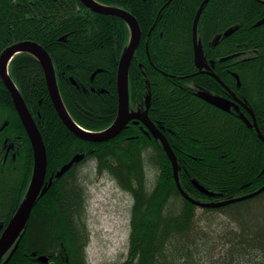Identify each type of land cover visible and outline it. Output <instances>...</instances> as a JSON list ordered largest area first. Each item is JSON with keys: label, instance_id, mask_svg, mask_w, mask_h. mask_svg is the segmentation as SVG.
Instances as JSON below:
<instances>
[{"label": "trees", "instance_id": "obj_1", "mask_svg": "<svg viewBox=\"0 0 264 264\" xmlns=\"http://www.w3.org/2000/svg\"><path fill=\"white\" fill-rule=\"evenodd\" d=\"M95 1L128 11L139 24L141 41L128 71L129 105L144 110L150 95L148 116L169 142L186 195L211 203L261 188L264 141L237 112H224L197 96L199 89L221 97L230 94L194 64L192 28L203 0ZM263 19L264 0H210L198 21L197 40L207 70L247 104L264 137V23L257 25ZM128 39L123 20L94 13L79 0H0V53L20 41L41 45L52 59L68 113L89 131L104 130L116 118V73ZM229 56L233 57L219 61ZM8 73L41 133L46 180L74 155L85 156L60 178H52L16 246L0 264H88V192L80 171L87 163L98 177H109L132 199L123 264H201L205 257L201 254L210 249L215 257L197 209L228 213V207L235 205L243 211L227 214L234 227L221 236L228 248L214 263L264 264V192L221 208L198 207L180 194L166 153L159 141L145 134L142 124L130 122L105 143L80 140L57 116L36 58L16 55ZM12 107L0 80V145L5 137L21 136L19 171L2 176L0 168V221L4 223L25 195L33 164L28 138ZM240 112L251 121L242 108ZM147 172L154 180L148 187ZM195 184L211 195L201 193ZM42 256L46 263L39 260Z\"/></svg>", "mask_w": 264, "mask_h": 264}, {"label": "water", "instance_id": "obj_2", "mask_svg": "<svg viewBox=\"0 0 264 264\" xmlns=\"http://www.w3.org/2000/svg\"><path fill=\"white\" fill-rule=\"evenodd\" d=\"M81 4L86 7L88 10L98 13V14H105V15H112L115 17L120 18L123 22L127 25L129 30V39L127 42L126 47L123 49L117 67L116 73V92H117V114L114 121L104 130L101 131H88L80 126L72 119L70 114L68 113L63 100L61 98L56 74L53 66V62L47 51L38 43L33 41H20L14 43L7 48H5L0 53V80L4 87L10 92L14 109L17 113V116L24 128V131L29 139L32 155H33V168L32 174L30 178V182L28 188L25 192V195L20 202L19 206L14 212L11 220L7 224L6 228L4 229L1 237H0V260L4 257V255L12 248V246L18 242V239L24 230L26 223L30 217L31 211L33 207L36 205L37 200L41 197L51 186L52 178H60L63 174H65L74 164L79 163L83 158L84 154H76L74 155L71 160L64 164L53 177L48 178L46 181V170H47V155L45 145L41 136V133L37 127V124L30 114L26 103L21 96L19 90L17 89L16 85L14 84L13 80L9 76L8 73V66L11 60L20 53H27L32 55L38 63L40 64L43 75L45 78L46 87L48 90L49 97L51 102L54 106L57 116L63 123V125L78 139L91 142V143H105L114 138H116L120 133L128 126L130 122L134 124L141 123L143 127L146 128V133L150 134L155 140L159 141L164 152L166 153L173 170V178L176 184V187L180 194L192 204L201 207V208H221L233 203H238L241 201H245L252 197L259 195L260 193L264 192V185L259 188L257 191L224 200L221 202H211L205 203L194 200L186 195V193L181 188L178 179V165L173 154V151L169 145L164 134L158 129L155 124L150 120L148 116V109L150 106V95L147 96L145 100V109H137L132 110L129 105V88H128V71L130 67V63L133 59L134 53L141 41V29L135 17H133L128 11L113 7L107 6L98 3L95 0H79ZM210 0H203L199 9L196 12L194 21H193V28H192V42H193V54H194V64L196 68L199 70V73H206L213 77L217 82H219L226 90L229 92L231 99L226 97H221L209 93L205 90L197 91V96L204 100L205 102L211 104L212 106L224 111V112H231V109L238 113V117L248 126L253 127L257 132L258 137L264 141V137L261 134L260 130L258 129L254 114L252 110L247 106L246 103L238 99L220 80L219 78L212 72L208 71L209 69L208 64L205 62V58L203 55L202 47L200 42L197 40V25L201 15V12L205 5ZM264 23V19L257 23L260 25ZM256 25V26H257ZM234 28H230L225 31L222 37L229 36L233 31ZM220 39V36L216 37V41ZM233 56L221 58L219 61L224 62L228 59H231ZM213 61H210L211 66H213ZM205 69V70H203ZM100 70H97L92 74V77ZM71 82L75 85V81L71 79ZM240 107L250 116L251 121L247 118V116L240 112ZM198 190L206 195H211L207 190L202 188L201 186L195 184ZM17 244V243H16ZM15 244V246H16ZM43 262H46L44 259Z\"/></svg>", "mask_w": 264, "mask_h": 264}, {"label": "rangeland", "instance_id": "obj_3", "mask_svg": "<svg viewBox=\"0 0 264 264\" xmlns=\"http://www.w3.org/2000/svg\"><path fill=\"white\" fill-rule=\"evenodd\" d=\"M87 163L81 166L83 179L87 184V228L89 242L86 248L88 264H121L124 263L128 251V236L132 199L123 192L113 180L107 176L98 177L97 171ZM90 168V169H89ZM153 178L146 173V186H150ZM239 205L228 207L225 211L204 212L197 209L199 225L206 229L211 247L215 248V257L210 249L202 253L201 264H228L227 261L214 263L215 259L223 258L228 244L222 237L234 227L227 214L234 215L243 211ZM225 240V239H224ZM226 241V240H225ZM215 258V259H214Z\"/></svg>", "mask_w": 264, "mask_h": 264}, {"label": "flooded vegetation", "instance_id": "obj_4", "mask_svg": "<svg viewBox=\"0 0 264 264\" xmlns=\"http://www.w3.org/2000/svg\"><path fill=\"white\" fill-rule=\"evenodd\" d=\"M196 91H197V89H196ZM226 94H227L226 98L231 99V96L228 93H226ZM12 108H14V107H12ZM9 109L11 110V108H9ZM14 112H15V110H14ZM15 114H16V112H15ZM7 115H9V113H7ZM155 126L158 129L161 130V128H159L156 124H155ZM146 131L147 130L144 127L145 134L147 136H151L150 134H147ZM20 138H21V136L13 137V139H10L9 137H5L3 139V141L1 142V145H0V156L1 157L3 156V159L0 161V168H1L2 176L5 175V174L10 175L11 172L14 173V172H18L19 171V165H20L19 162H20V157H21V144L18 142V140ZM8 221L6 223L0 221V226H2L1 231L6 226ZM1 231H0V233H1Z\"/></svg>", "mask_w": 264, "mask_h": 264}, {"label": "bare ground", "instance_id": "obj_5", "mask_svg": "<svg viewBox=\"0 0 264 264\" xmlns=\"http://www.w3.org/2000/svg\"><path fill=\"white\" fill-rule=\"evenodd\" d=\"M7 91H8V90H7ZM8 92H9V91H8ZM9 94H10V92H9ZM10 97H11V95H10ZM11 100H12V98H11ZM12 103H13V102H12ZM13 107H14V106H13ZM15 212H16V211H15ZM10 220H11V219H10ZM10 220H9V221H10ZM9 221H8V223H9ZM8 223H7V224H8ZM7 224H6V226H7ZM6 226L3 228L2 231H1L2 226H0V231H1V233H0V237H1V235H2V233H3V231H4V229L6 228ZM22 232H23V231H22ZM21 234H22V233H21ZM20 236H21V235H20ZM19 238H20V237H19ZM13 246H14V245H13ZM13 246H12V247H13ZM10 250H11V249H10ZM10 250H9V251H10ZM9 251H8V252H9ZM8 252H7V253H8ZM7 253H6V254H7ZM6 254H5V255H6ZM5 255H4V256H5ZM3 258H4V257H3ZM3 258H2V259H3ZM2 259L0 260V263H1ZM44 259H46V262H47V258H46V257L42 256V257L39 258V260L42 261V262L44 261ZM46 262H44V263H46Z\"/></svg>", "mask_w": 264, "mask_h": 264}]
</instances>
